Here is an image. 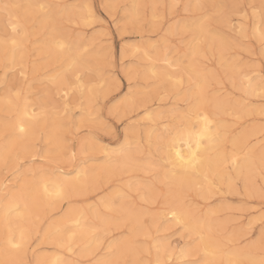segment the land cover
<instances>
[{"label": "rangeland", "instance_id": "1", "mask_svg": "<svg viewBox=\"0 0 264 264\" xmlns=\"http://www.w3.org/2000/svg\"><path fill=\"white\" fill-rule=\"evenodd\" d=\"M25 1L2 0L0 5L5 3L22 5ZM35 1L48 6L41 13L59 12V10L61 13L67 7L73 9V12L81 9L85 21L74 16L62 19L56 16L58 20L55 18L54 23L58 24V27L61 26V33L67 34V38H71V41L79 39L87 43L82 49L86 62L84 67L75 73L71 71V67H69L71 72H64L73 74L72 78L76 82L74 83L78 85L76 90L71 88L66 98L62 93L58 94L50 80L52 75L62 70V61L55 57L48 58L47 54L41 51V41L46 40L48 32L53 27L38 26L36 18L40 13L33 17L28 14L20 15L24 22L17 38L24 39L25 52L23 49L21 52L25 54L22 62L11 66L0 58V102L7 100V98L3 99L6 93L12 100L27 97L28 102L34 104V113L38 115L36 119L48 120L57 116L56 118L62 121L61 128L56 130L57 140H55L56 142L63 140L59 142L62 145L59 149L54 144L56 142L53 143V140L46 138L45 130L37 127L30 150L23 151L20 147H16L7 152L8 155L5 154L3 161L0 160V201L7 198L9 191L14 193L36 181L33 177L37 179L43 171V173L51 171L52 175L64 174L63 177L66 179L79 175L81 179L82 174L76 173L78 169L99 166L105 160L104 157L110 153L101 152L97 147L108 145L109 148L117 151L126 143L124 139L127 132L129 133L126 134L127 147L136 164H132L131 169L125 171L113 170L111 174L110 171L100 170L97 177L95 176L94 183L74 196L56 200L51 198L52 194L48 192L46 197L41 196L47 204L39 197L38 207L28 222L30 233L27 245L18 250L16 262L44 264L38 257L44 258L53 253H58L57 256L63 260H72L73 264H94L102 258L116 260L118 258L116 244L129 235L128 222L114 220L115 217L120 216L121 206L132 205L135 209L138 206L140 211L142 209L155 213L160 211L168 200L167 185L160 182V178L170 166L162 149L164 145L161 144H164L163 139L170 134V128L178 122L179 113L185 111L189 104L183 96V93L188 91V77L181 67L187 61L184 54L187 52L188 43L194 39L192 34L194 27L187 28L185 24L202 19L207 24L208 30L223 34V38L232 44H230L231 48L224 52L226 58L239 62L243 65V69L252 71L250 75L259 77L263 86L264 44L253 34V30L255 22H258L260 30H264V25L260 26V14L264 10V2L263 0H154V2L137 0L138 14L129 20L125 13L131 7V0ZM87 5L91 6L92 13L85 10L84 6ZM110 6L114 8L108 9ZM232 7L234 8L230 11ZM21 9L19 13L24 12ZM0 18H6L2 11ZM221 19H225L226 22L223 23ZM10 32L11 29L9 34ZM3 35L4 30L1 29L0 38ZM203 42L202 39L197 41L202 48L205 46ZM145 49L148 51L147 54L144 53ZM122 50L126 53L122 54ZM205 52L206 57L201 58L200 63L203 68L214 74L208 87L210 95L239 100L249 107H261L260 112H252L246 116L238 113H235L236 116L233 115L234 113L223 115L224 119L229 121L228 135L249 130L250 127H260L262 130L251 137V143L255 150L264 149V86L260 91L258 90L257 96L246 97L227 78L224 68L220 66L216 51ZM160 55L165 56L166 60H161ZM176 57L180 58V66H168L167 62H172ZM79 86H82V90ZM45 88L51 90L52 94L47 101L45 93L41 92H44ZM89 91L94 92V96L87 112L88 105L83 96ZM16 93H19L18 97ZM129 96L133 101L130 100L131 105L126 107L122 101ZM45 103L47 105L44 106L46 108L44 110ZM6 104L8 102L4 107L0 105L1 152L12 134L10 130L1 126L2 121L6 118L9 120L15 115ZM144 109H148L150 114H143ZM92 144L96 146L92 147ZM113 159L115 160L111 158V161ZM262 173L258 174L255 180L257 192H246L242 181L235 180V191L229 192L225 186L220 185L221 187L218 186L216 189V194L207 199L197 197L193 190L185 193L186 202L195 203L200 214H204L209 209L215 210L211 217L218 218L223 223L224 230L218 235L227 247H246L260 237L259 234L264 228V173ZM147 187H152L153 192L155 191L153 197L147 196ZM106 200L111 204L109 207L103 206ZM71 205L87 208L89 211L93 208L105 217L114 216L104 227L97 222L99 227L96 225L95 230L92 229L90 234L92 240L88 242V247L85 246L83 249L85 252L87 250L85 254L81 252L80 245L74 246L69 253L50 242L51 240L45 235L47 226L59 219ZM141 220L145 232L150 231L154 237L166 236L172 240L173 245L197 242L198 236L183 230L181 224L171 225L164 219L153 221L147 214ZM88 222L94 226L96 224L94 219ZM145 232L132 238V247L145 243ZM229 232L239 235L234 243L226 242V238L231 234ZM4 235V228L0 227V240H2L0 251L5 249ZM140 250L142 251V248ZM258 252L260 253V250ZM0 264H7V260L0 261Z\"/></svg>", "mask_w": 264, "mask_h": 264}, {"label": "bare ground", "instance_id": "2", "mask_svg": "<svg viewBox=\"0 0 264 264\" xmlns=\"http://www.w3.org/2000/svg\"><path fill=\"white\" fill-rule=\"evenodd\" d=\"M150 1L154 2V0H150ZM0 2L2 3V0ZM32 4H40V3L35 0H26L25 3L24 2L22 3L23 6L32 5ZM130 6L131 7L128 8L129 10L125 13L126 17L129 20L134 18L135 15L138 14L137 0L135 1L131 0ZM1 7L2 4L0 5V8ZM84 8L89 13L93 12L90 5L84 6ZM112 8L114 7L113 6H110V8L108 7V9H112ZM233 8L234 7H232L231 10L230 9L229 10L232 11ZM66 9H63L64 11H62L61 13L60 10L59 12L49 11L48 13H40V15H38L36 18L39 27L42 28L45 27L46 25H50L51 27H53V29L48 32V37L46 38V40H42V41L40 40L41 51L43 54H47L48 58L55 57L56 59L62 61L63 64L62 70L59 71L57 74L52 75L50 81L58 91V94L59 92L62 93L64 98H66L64 96V92H69V90L71 89L70 85H74L76 83L72 78L73 74H65L64 72L70 71L69 67H71V71H73L74 73L77 72L80 68L84 67L86 58L84 56V53L82 52V49L87 45L86 42L80 41L79 39L71 41L72 40L71 38L70 39L67 38L68 37L67 34L61 33L60 31L61 26L58 27V24L56 25L54 23L55 18L58 20V18L62 19L65 17H73V16L74 18L79 17L85 21V18L82 16L81 9L78 11L74 10L75 12H73V9L71 10L68 7ZM21 10H24V12H20L19 13L20 15L26 14L25 8H22ZM222 18H224V16ZM221 20L223 21V23L226 22L225 19H221ZM6 22H7V18L4 19L0 18V30L1 29L4 30V25L6 24ZM23 22L24 21L21 16V23L23 24ZM190 26L194 27V31L192 32L194 41L191 40L190 43H188L187 52L184 54V57H186L187 61L186 64L183 63L184 66L181 67L188 77L187 78L189 82L188 91L186 90L183 93V96L185 97V100L189 101V104L187 105L185 111L179 113L178 122L170 128V134L163 139L164 144H161L164 145L162 149L166 154V158L168 159L170 166V168L167 171L163 172L160 178V182L167 185L166 192L168 194V200L165 202V206H163L160 211L155 213H149L144 210L142 211V209L140 211L138 206L137 209L133 208L132 205L121 206V214L120 216L115 217L114 220L128 222L129 235L127 236L126 239L124 238L125 240H121V242L116 244L118 258L120 257L121 253L124 251L125 247L133 246L132 238L134 237L136 238L137 235L139 234L140 235L144 234L143 232L145 231L141 218L147 214L150 216V218L153 221L164 219L166 220L167 223L171 225L181 224L183 230H186L189 234L197 235L198 236L197 243L193 244V247L197 246L198 244L199 247L201 248L207 247L209 251H211L215 246L221 247L224 250V255L221 258L225 262L231 259H239L247 256H250L258 260L260 258V253L258 252V250H260L259 239L253 244L249 243L250 245L246 247L243 246L227 247L226 244L223 243L220 236L218 235V233L224 230L223 223L220 221V219L211 217L212 214L215 213V210L209 209L204 214H200L199 208L195 203L188 204L186 202L185 193L188 190L189 191L193 190L195 191L197 197H200L202 199H207L212 195L216 194L217 192L216 189L218 188V186L219 187H221L222 185L225 186V188L229 192L235 191V180L242 181L246 192H257L258 189L255 186V180L258 174H260L261 172L264 173V149L255 150L256 148L254 149L251 143V137L257 134L259 131H261L262 128L257 126L250 127L249 130L241 131L232 136H229L228 135L229 121L227 122L224 119L225 117L223 116L225 114L229 115V113H234L233 115H235V113H238L241 116L243 115L246 116L248 114H251L252 112L253 113L260 112L261 107L259 106L249 107L248 104H245L244 102L239 100H235V99L231 100L228 99V97L223 98L215 94L210 95L208 93V87H209L210 79L214 78V74L211 71H208V69L203 68L202 64L200 63V59L206 57L205 51L206 50L209 52H212L214 50L216 51L220 66L224 68V71L227 74V78L231 81L232 85H234L237 89H240L241 92L246 97L257 96V93L260 91V89L263 88L264 85L262 86V80H260L259 77H252L250 75L252 71L245 70L243 69L244 68L243 65H241L239 62H235L234 60L231 61V59L226 58L224 52L226 53L228 48H231L230 47L231 43L227 39L223 38L224 36L223 34L221 35L216 34L208 30L207 24L202 19H199L194 23H190V24L188 23L187 25L185 24V27L187 28H189ZM258 29H259L258 22H255L253 34L256 37L260 38L259 35L260 29L259 30ZM18 39L22 41V46L20 48L13 50L12 46L8 45L7 51H5V46L3 42L0 40V53H2L0 58L6 63L10 64V66L19 63L20 61L22 62L24 58L23 57V55L25 54L23 53L25 52L24 51L25 48L23 49L24 39L22 38H18ZM199 39L200 41L201 39L204 40L205 42L204 48H202L197 43ZM59 42H63L65 44V48L62 51L58 47ZM22 49L23 52H21ZM147 52H148L147 49H145L144 53L147 54ZM124 53H126V51L122 50V54ZM160 56H161L160 58L161 60H166L165 56L163 55ZM167 63L168 66H172V65L180 66L181 61L180 58L176 57V59H174L172 62L169 61ZM149 71H151V68H149ZM65 78L68 82V86H66L64 83ZM41 92L42 94L45 93V97L47 98L46 99L47 101L50 98L51 90L45 88V91L44 92L41 91ZM93 93L94 92L89 91L86 95L83 96L88 105L87 112L89 110V106L94 96ZM5 98H7V100H4L2 102L6 101L5 103H7L9 99L13 102L10 106H8V104L6 105L7 108L10 107L11 111L15 112V115L11 119H9L8 117L9 120H7L6 118L2 121L1 126L10 130L12 134L10 140H8L7 143L4 145V147L2 148V152L0 151L1 152L0 160L3 161L5 154L7 152L9 153L12 149L16 147H20L23 151L30 150L33 144L31 143V141L34 137L33 135L37 127H41L43 128V130H45L46 138H48L49 140L50 139L53 140V143L56 142L57 140L56 130L61 128L62 126L61 125L62 121L60 122L59 119L56 118L57 116L51 117L48 120L44 118V120L46 119L45 121L38 120L39 118L36 119L38 115L34 113L35 110L34 104L28 102L27 97H22L21 99L15 98L14 100H12L11 98H9L8 93H6L3 99ZM130 100L133 101V99H131L129 96L123 99L122 104L128 107L131 105ZM5 103L2 104L3 107ZM47 103L43 105V108L44 106L47 105ZM45 109L46 108H44V110ZM25 113L27 114L26 116L24 115ZM46 113L48 112L46 111ZM143 114L149 115L150 112L148 109H144ZM204 116H207L208 120L211 121L209 125L210 131L208 133V135L211 136V140L204 139L201 141V147L199 149V153H200V157L202 158V163L200 164V166L195 171H191V170L185 171L183 168L178 166L176 153L180 152L185 158L188 157L189 149H188V144L186 143L188 137L184 133L188 129H193V126H195L194 131H199V129L202 127V117ZM29 117H33V118L29 119ZM21 118H23L26 127V133L23 134V138H21V134L18 131L19 121ZM128 131L130 132V130ZM126 134L124 139V141L126 140L125 141L126 143L123 144L122 147L117 151L112 150V148H109L108 145H104V146L97 145L98 146L97 149L99 151L107 152V153L110 152L111 154L110 153L109 155L107 154L104 157L105 160H103L99 166L93 167L91 169H89L88 167H82L81 169H78L76 173L82 174L81 179H79V175H76L71 179H66L65 177H63L64 174L61 175L57 173L52 175V173H50L51 171L49 173L48 172L43 173L44 172L43 171L42 175L38 176L37 179H35L36 177H33L34 180H36L34 182L32 181L33 183H29V185L25 184L27 186H25L24 188L22 187L20 190L14 193H12L11 191H9L8 194L6 193L7 198L6 199L3 198L4 201L2 200L0 201V205H2L0 208V223L2 224V226L0 224V227L4 228V218H5V213L7 211H9L15 204H20V206L23 207L24 202H27L29 206V214L26 217L23 226L26 229L28 236L23 246L20 249L25 248L30 233L29 232L30 225L28 224V222L31 220L33 216L32 213L38 207L39 197L40 198L41 196L46 197L48 192H51L52 194L51 198H56V200L74 196L80 191L86 190L87 186L93 184L97 177L96 175L98 172H100V170L107 172L110 171L111 174V171L113 170L125 171L126 169L132 167V164H136L135 159L132 156V153L127 147L128 139ZM60 140L54 143L59 149L62 148V145L59 144ZM93 144L91 145L92 147L96 146ZM192 148L193 149L196 148L194 138L192 140ZM111 158H115V160L113 159V161H111ZM31 171L34 170L31 169ZM27 173L28 171L26 172V174ZM35 174L36 173H34V175ZM45 189H47V191ZM57 191L61 193L60 196L56 195ZM154 192L152 187H147V196L149 198L153 197ZM41 199L43 200V198ZM47 202L49 203L50 201ZM44 203L47 204L46 200L44 201ZM109 205H111L109 201L106 200L103 202L104 207H109ZM86 209L77 206L72 207L71 205V207L67 209V211H65V213L61 217H59V219L51 222L47 226V228L45 229V235H47L48 237L47 239L51 240L50 242L54 243L59 248L62 247V249L64 248V250L68 251L67 244L69 242V236L71 235L72 232H75L76 235L72 237V249L74 246L80 245V247H82L81 252L85 254L87 250L85 252V250L83 249L85 248V246L88 247V242H91L92 235L90 236V234H92L91 232L92 229L96 228L97 222L101 227H104L108 225L112 221L111 219L114 217V216H111L112 218L109 216L105 217L104 215L98 213L93 208L90 209L91 211H89V209L87 210ZM173 213L176 214L175 218L172 215ZM92 219L96 221L95 226L88 222L90 220L92 221ZM178 220L180 221V223L177 222ZM4 231H5V235H4L5 249L0 251V261L7 260V264H18L16 262V260L18 259L17 252L20 249H13L9 244H7L8 233L5 228ZM261 233L259 234L260 237H261ZM15 236L16 239H19L18 231L15 232ZM238 237L239 235L233 232L226 238V242L234 243L235 241H237ZM57 254L53 253L44 258L38 257V259L39 260L42 259L44 264H60L61 261H67L59 258ZM104 261H113V260H105L102 258L94 262V264H97V262H101L102 264V262Z\"/></svg>", "mask_w": 264, "mask_h": 264}, {"label": "snow or ice", "instance_id": "3", "mask_svg": "<svg viewBox=\"0 0 264 264\" xmlns=\"http://www.w3.org/2000/svg\"><path fill=\"white\" fill-rule=\"evenodd\" d=\"M48 6L44 4H32L23 6L20 4H8L2 5V14L7 18V22L4 25V35L0 40H2L5 51L8 50V45L12 46L15 50L22 46V41L18 39L20 29L23 27L21 23V16L19 10L21 8L26 9V14L37 15L43 12ZM260 25H264V10L260 14ZM9 29L11 32L9 34ZM259 30V29H258ZM261 43L264 44V30H259ZM59 49L62 51L65 48L63 42L58 43ZM171 78V77H169ZM79 80V77L77 78ZM64 83L68 86L66 78ZM73 90H76L78 85H70ZM82 90V86H79ZM17 97L19 93H16ZM69 93L64 92V96L68 97ZM13 102L9 99L8 104ZM67 108V104H65ZM27 115L26 113L24 114ZM33 117H29L32 119ZM211 121L208 120L207 116L202 117V127L199 131H194L193 129H188L184 133L188 140L189 155L185 158L180 152L176 153L178 166L183 168L185 171H195L202 163V158L200 157L199 149L201 147V141L204 139L211 140V136L208 135L210 129ZM18 131L23 138V134L26 133V127L23 118L19 121ZM194 138L196 148H192V140ZM47 191V189H45ZM57 196H60L59 191L56 192ZM29 214V206L27 202H24L23 207L20 204H15L9 211L5 213L4 218V228L7 230V244H9L13 249H20L27 239V231L24 228V221ZM175 218L176 214H172ZM180 223V221H177ZM19 233V239H16L15 232ZM76 233L72 232L69 236V242L67 244V249L69 253L72 252V237ZM183 238V236L181 237ZM202 239V237H201ZM145 243L143 245L137 244L135 247H125L124 251L121 253L120 257L113 261H104L102 264H264V228H262L261 237L259 238L260 243V258L257 260L250 256L231 259L225 262L221 257L224 255V250L215 246L211 251L207 247H193L196 241L192 243H186L184 245H173L172 240L168 237L153 236L150 231H146L144 235ZM150 242V243H149ZM142 248V251L140 250ZM60 264H73L72 261H61ZM101 264V262H97Z\"/></svg>", "mask_w": 264, "mask_h": 264}]
</instances>
